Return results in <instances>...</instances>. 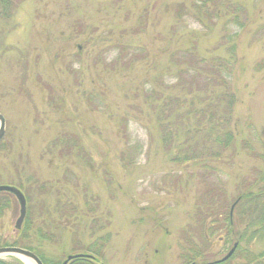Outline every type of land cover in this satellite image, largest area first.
<instances>
[{"label":"rangeland","instance_id":"obj_1","mask_svg":"<svg viewBox=\"0 0 264 264\" xmlns=\"http://www.w3.org/2000/svg\"><path fill=\"white\" fill-rule=\"evenodd\" d=\"M2 1L0 186L24 197L25 244L61 263L84 253L95 264H191L187 245L222 260L224 229L212 225L207 243L200 222L219 221L264 171V0ZM177 56L227 68L213 83L203 71L204 90L188 95L175 88ZM163 97L179 98L185 118L211 101L227 110L229 142L212 146L206 136L223 134L203 126L165 146ZM190 146L197 156L182 162ZM19 218L18 198L0 192V248H20ZM254 237L241 246L264 250Z\"/></svg>","mask_w":264,"mask_h":264},{"label":"trees","instance_id":"obj_2","mask_svg":"<svg viewBox=\"0 0 264 264\" xmlns=\"http://www.w3.org/2000/svg\"><path fill=\"white\" fill-rule=\"evenodd\" d=\"M3 1L0 0L1 8L4 9L5 12V7H8V14L10 10V5H7L5 2L4 4L2 3ZM5 5V6H4ZM5 15V14H4ZM230 53V62L233 60V47L229 48L228 50ZM175 59V58H174ZM177 64H178V70L176 71L175 76L177 77V84L175 88H177L179 91H187V94L189 95H195L198 93L200 94V91L204 90V85L202 87H198L200 84V78L202 77L203 71L208 70V77L206 79L210 80V82H214L218 80V72L219 70H226L227 67H224L221 64H208V67H202V60L195 58L192 56L191 60L189 61L188 59L186 61L181 60V56H177ZM189 61V62H188ZM131 62V61H130ZM116 63V62H115ZM224 64V63H223ZM226 64V63H225ZM230 63L228 62L227 65ZM180 65H186L185 68L180 67ZM222 70V71H224ZM189 77L188 81L185 82V78ZM186 85H196L197 87L190 88L187 87ZM226 83L224 82L223 84V95L222 97L229 98L230 95L228 94V87L225 86ZM218 86V85H217ZM194 92V93H193ZM210 94V93H209ZM226 96V97H225ZM160 101H164L163 105L161 107V113L168 114L169 118L173 117V121L171 123L167 122V117L164 119L158 120L159 128L161 130V141L165 146H171V143H173L172 139L174 137L179 136V129H185L184 134L189 135L191 134H196L199 133L200 130L203 128V126L207 127V131L210 133L212 132L211 130L216 128L220 129V133L223 135L216 136L215 134L212 136L211 134L206 136V140L208 139L209 144L212 146H221L222 143H227L229 142L231 138L230 131L226 129L228 128V125L230 124L229 118L230 114L227 112V110H222L221 112L218 111V107L215 105L211 107V105L208 108H205L204 110H192V112H187L186 113V118L184 114L180 115L177 112L179 111L180 107V102L179 98L173 97L172 99L169 97H163V98H157ZM171 99V100H170ZM230 99V98H229ZM193 106V102L190 104V107ZM192 114V118H194L195 123L194 125H189V121L187 118ZM168 118V119H169ZM75 145L71 146V148H68L69 150L73 149ZM223 148V147H222ZM190 151H184L182 152V162H187L190 161L191 159H195L193 157L189 156L190 154H194L197 156V151L194 149L193 146L189 147ZM205 149V148H204ZM183 151V149H182ZM203 152V148L200 150ZM205 151V150H204ZM181 152V151H180ZM181 155V154H180ZM198 155H201L198 153ZM255 184L252 186L250 185L249 188L243 189L238 196L236 197L235 201L231 204V206L234 205L231 215H230V210L227 214L223 216V214H215L217 217L220 218L218 221H210V227L206 225L205 219L203 218L202 221L200 222L202 226V232H203V237L204 241H206L204 232L206 231H211L212 230V225L215 223L221 226H218V228L224 229V236L226 238H231V243L236 245V248L234 249L233 254L228 260H225L220 263H215V264H231L233 263L234 260H237L235 264H264V250L253 252L251 250H248L243 248L241 244H249L254 240V233H260L264 236V226H263V216L262 211L264 210V171L263 173L259 176L258 179L255 180ZM206 193V192H205ZM208 195V193H206ZM204 194V195H206ZM217 194V193H216ZM212 199L210 198L208 200V204H210ZM206 203H204L205 205ZM4 205V204H3ZM202 205V204H201ZM204 205H202L204 207ZM230 206V207H231ZM202 212V211H201ZM200 214L201 217L204 214ZM237 213V221L240 223L241 228L237 229L235 228L237 224H233L232 217L233 213ZM206 215V214H205ZM235 225V227H234ZM225 227V228H223ZM205 229V230H204ZM249 231L253 233L250 234ZM37 236L42 239L41 232L40 230L36 231ZM29 221L26 220L25 216L22 218V224L20 227V231L18 232L17 238L14 240L12 246H20L21 249H25L32 254H34L42 264H61L60 261L53 259V258H45L43 255L39 254L38 252L34 251L30 246H27L25 244V241L29 239ZM19 242H22L23 244H19ZM207 242V241H206ZM25 244V245H24ZM232 247V246H231ZM195 247L187 245V250L188 255L190 258L184 259L185 261H190L189 263L195 264L193 261V258L200 259L198 261V264H214L211 262L205 261L202 257L201 254L203 255V252L200 253V251L197 249H194ZM81 255H86L82 253ZM89 256V255H88ZM91 257V256H90ZM93 257V256H92ZM79 258V259H73L67 264H95L96 258ZM213 262V261H212ZM0 264H23L19 259L14 258V257H8L7 259H0ZM234 264V263H233Z\"/></svg>","mask_w":264,"mask_h":264},{"label":"water","instance_id":"obj_3","mask_svg":"<svg viewBox=\"0 0 264 264\" xmlns=\"http://www.w3.org/2000/svg\"><path fill=\"white\" fill-rule=\"evenodd\" d=\"M4 131H5V121H4V118L0 115V140L4 136ZM262 150H263V155H264V132H263V138H262ZM0 192H11L18 198V201L20 204V218L19 219L21 220L25 214V200H24L23 195L20 194V192H18L17 190L11 187H7V186H0ZM233 207L234 205L231 207L230 215H231ZM263 226H264V216H263ZM235 247L236 245H234L231 248V250L226 254V256L220 261H224L228 259L232 255ZM1 257H14V258L21 260L22 262L29 261L32 264H42L40 260L34 254H32L31 252L25 249H21L17 247L0 248V258ZM79 258H91V257L86 256V255H81V254L69 255L65 258V260L61 264H67L71 260L79 259Z\"/></svg>","mask_w":264,"mask_h":264},{"label":"flooded vegetation","instance_id":"obj_4","mask_svg":"<svg viewBox=\"0 0 264 264\" xmlns=\"http://www.w3.org/2000/svg\"><path fill=\"white\" fill-rule=\"evenodd\" d=\"M205 233V232H204ZM204 236H205V239H206V241H207V243H209L208 242V239H207V237H206V235L204 234ZM231 238H226L225 236L223 237V238H221V239H219V243H226L225 245H228V244H230L231 242ZM235 245V244H234ZM231 246H233V244L231 245ZM232 248V247H231ZM221 261L220 260H217V261H213V262H211V263H220Z\"/></svg>","mask_w":264,"mask_h":264},{"label":"bare ground","instance_id":"obj_5","mask_svg":"<svg viewBox=\"0 0 264 264\" xmlns=\"http://www.w3.org/2000/svg\"><path fill=\"white\" fill-rule=\"evenodd\" d=\"M25 263H26V264H32V263H31V262H29V261H25Z\"/></svg>","mask_w":264,"mask_h":264}]
</instances>
